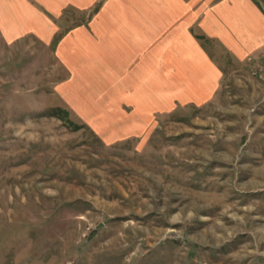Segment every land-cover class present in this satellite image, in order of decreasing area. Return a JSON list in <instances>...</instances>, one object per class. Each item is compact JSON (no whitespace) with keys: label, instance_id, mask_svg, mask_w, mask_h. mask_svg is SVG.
<instances>
[{"label":"rangeland","instance_id":"obj_1","mask_svg":"<svg viewBox=\"0 0 264 264\" xmlns=\"http://www.w3.org/2000/svg\"><path fill=\"white\" fill-rule=\"evenodd\" d=\"M2 33L0 264H264V55L216 51L209 101L117 121L129 91L67 89L55 46Z\"/></svg>","mask_w":264,"mask_h":264},{"label":"crops","instance_id":"obj_2","mask_svg":"<svg viewBox=\"0 0 264 264\" xmlns=\"http://www.w3.org/2000/svg\"><path fill=\"white\" fill-rule=\"evenodd\" d=\"M66 10L87 18L59 26ZM0 28L7 39L30 33L55 46L67 89L129 91L117 121L151 123L155 112L209 101L221 81L217 52L264 55L256 0H0Z\"/></svg>","mask_w":264,"mask_h":264}]
</instances>
